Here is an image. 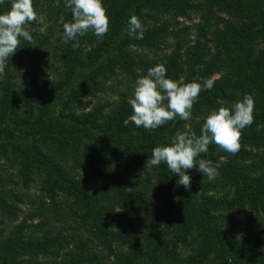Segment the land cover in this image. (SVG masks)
Returning a JSON list of instances; mask_svg holds the SVG:
<instances>
[{
	"label": "trees",
	"instance_id": "obj_1",
	"mask_svg": "<svg viewBox=\"0 0 264 264\" xmlns=\"http://www.w3.org/2000/svg\"><path fill=\"white\" fill-rule=\"evenodd\" d=\"M103 4L108 34L90 31L74 49L62 42L72 22L64 0H33L32 42L21 38L0 73V264H264V0ZM132 15L143 39L127 34ZM157 65L166 78L214 86L190 121L149 132L130 120L128 100ZM246 94L254 123L239 152L211 144L199 157H227L214 180L190 169L185 190L166 164L148 163L155 147L177 132L199 136L210 113Z\"/></svg>",
	"mask_w": 264,
	"mask_h": 264
},
{
	"label": "clouds",
	"instance_id": "obj_2",
	"mask_svg": "<svg viewBox=\"0 0 264 264\" xmlns=\"http://www.w3.org/2000/svg\"><path fill=\"white\" fill-rule=\"evenodd\" d=\"M4 3L5 0H0V5ZM64 4L71 11L72 22L63 25L62 42L75 41V49L79 47L78 37L90 31L100 38L108 34L110 18L103 0H64ZM37 19L33 0H11L10 9L0 14V73L4 72L9 58L20 47L21 38L32 42L26 25ZM127 34L134 39L144 37L142 22L135 15L128 20ZM190 38L195 40V34ZM202 67L198 66L197 70ZM166 76V67L157 65L136 81L133 98H129L128 103L132 109L130 120L137 128L151 132L175 121L177 117L190 121L199 94L214 86L212 79L202 83H184L182 79L177 81ZM254 108L255 100L251 94H246L232 109L220 107L207 116L199 136L194 132H177L170 145L152 150L148 163L154 167L166 164L172 173L179 176L177 183L183 185L185 190L191 187V177L186 174L190 169L197 168L203 176L214 180L220 166L227 162V157L221 156L218 163L199 157L208 152L211 144L229 154H237L241 148L242 130L254 123Z\"/></svg>",
	"mask_w": 264,
	"mask_h": 264
},
{
	"label": "rangeland",
	"instance_id": "obj_3",
	"mask_svg": "<svg viewBox=\"0 0 264 264\" xmlns=\"http://www.w3.org/2000/svg\"><path fill=\"white\" fill-rule=\"evenodd\" d=\"M29 193L32 196V200L34 201V205L38 208L41 205V203L39 202L40 193L38 192L37 187H32L29 190ZM46 203H47V200H45V202L43 203V205H42L43 208L46 207ZM29 206L30 205L27 203V205H25V206L22 207L23 213H25L27 211V209L29 208ZM44 214H45V212H44ZM23 218H24V215L22 213H20L17 222H19ZM38 218L39 217L33 218L32 222L33 223H37Z\"/></svg>",
	"mask_w": 264,
	"mask_h": 264
}]
</instances>
